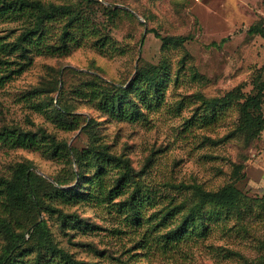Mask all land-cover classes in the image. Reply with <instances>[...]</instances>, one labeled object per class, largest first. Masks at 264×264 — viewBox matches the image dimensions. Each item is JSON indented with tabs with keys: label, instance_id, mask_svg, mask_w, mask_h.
Returning a JSON list of instances; mask_svg holds the SVG:
<instances>
[{
	"label": "rangeland",
	"instance_id": "rangeland-1",
	"mask_svg": "<svg viewBox=\"0 0 264 264\" xmlns=\"http://www.w3.org/2000/svg\"><path fill=\"white\" fill-rule=\"evenodd\" d=\"M101 1L130 12H121L115 23L98 13L105 30L125 53H102L84 42L72 46L65 56L34 55L20 73H12L0 84V124L24 128L41 125L78 149L87 147L94 137L91 134H95L98 144L129 158L136 178L144 188H150L157 207L170 200L172 205L186 202L188 206L191 202L190 189L179 191L171 184H200L215 190L232 183L246 196L248 204L241 214L212 223L205 238L191 235L174 244H163L162 237L156 240V233L150 241L141 242L146 224L126 226L114 205L106 201H52L62 211L78 214L81 223L87 222L84 229L59 227L56 213L46 209L39 213V220L45 221L55 245L74 258L97 264H241L258 258L264 254V207L259 203L264 202V127L248 146H243V134L233 130L238 117L235 106L224 108L219 119L204 125L198 121L200 109L195 108L200 101L195 96H219L238 85L249 93L254 91L255 81L264 79V37L248 31L254 24L264 27V0ZM20 23L19 18L0 20V36L6 34L7 40L13 39ZM59 26L57 22L49 24L48 36L53 40ZM153 30L161 36L186 39L171 40L162 47ZM154 64L164 65L162 94L160 100L152 97L144 104L143 116L136 120H116L71 92L94 73L124 82L137 66ZM55 80L58 89L49 95L61 97L73 112L92 119V130H84L83 122L76 130L64 131L36 109L43 95L34 96L28 91L44 81ZM261 111L264 116V97ZM244 154L248 156L241 169L245 176L238 179L233 171ZM27 160L31 168L51 181L65 166L38 150L1 144L0 176H11L16 165ZM115 171L110 165L107 180L112 181ZM154 209L145 207V215ZM34 253L25 251L18 264H31Z\"/></svg>",
	"mask_w": 264,
	"mask_h": 264
},
{
	"label": "trees",
	"instance_id": "trees-1",
	"mask_svg": "<svg viewBox=\"0 0 264 264\" xmlns=\"http://www.w3.org/2000/svg\"><path fill=\"white\" fill-rule=\"evenodd\" d=\"M104 13L112 23L120 13L130 14L119 6L102 3L101 0H69L66 2H44L42 0H0V20L5 18L21 19L18 34L11 40L6 34L0 36V84L12 73H20L29 65L34 55L48 53L65 56L74 45L89 42L102 53H125L117 40L107 31L98 19V13ZM60 24L55 40L50 38L49 24ZM162 47L168 42L182 41L184 36H161ZM250 33L264 37V27L254 24ZM14 64L15 67L11 68ZM163 64L137 66L129 80L110 81L99 74H92L89 79L79 82L71 92L75 97L92 103L97 109L116 120H136L143 116L142 107L152 97L160 100ZM1 73V72H0ZM51 81L35 85L28 92L40 96L36 109L46 113L54 120L57 127L64 131H73L82 127L92 130L95 123L86 119L82 113L73 112L65 101L53 98L50 92L58 86ZM253 92L246 93L238 85L219 96L195 97L200 103L198 121L208 125L219 119L224 108L233 105L238 111L234 127L236 134H243V146L259 136L264 127L261 105L264 97V79L254 83ZM56 100V101H55ZM89 130V131H90ZM87 147L78 149L64 138H57L45 127L24 128L18 124H0V145L23 147L40 151L44 156L65 163L61 172L53 181L42 176L32 167L30 161L20 162L9 177L0 176V264H18L25 251L33 250L31 264H97V262L77 259L69 252L59 248L52 241L44 220H39V213L46 209L56 213L59 227H80L78 214H69L52 205V201L77 203L80 201H106L114 205L122 221L131 228H146L141 233V242H148L156 233L162 237L163 244H174L191 235L205 238L212 228V223L224 222L229 215H239L248 204L246 196L234 184L228 183L215 190L206 189L200 184L184 186L171 184L179 191L190 189L191 202L172 205L160 202L150 196V188L136 178L135 170L129 158L111 153L106 146L97 143L95 134ZM247 154L240 157L233 171L236 178H243L241 171L247 160ZM113 165L116 173L107 180L109 166ZM125 195V196H124ZM120 198L117 201L112 199ZM264 207V202L260 201ZM111 204V205H112ZM145 207H155L145 215ZM181 215L176 216L179 211ZM230 216V217H231ZM164 229V232L163 230ZM31 249V250H30ZM241 264H264V254Z\"/></svg>",
	"mask_w": 264,
	"mask_h": 264
}]
</instances>
